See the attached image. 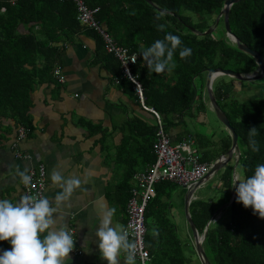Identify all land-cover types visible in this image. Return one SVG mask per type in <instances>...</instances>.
Listing matches in <instances>:
<instances>
[{"label": "trees", "instance_id": "1", "mask_svg": "<svg viewBox=\"0 0 264 264\" xmlns=\"http://www.w3.org/2000/svg\"><path fill=\"white\" fill-rule=\"evenodd\" d=\"M223 1L85 0L88 7L97 8L96 20L116 43L137 54L131 72L141 85L143 105L156 111L164 125L171 114L205 109L204 78L208 70L222 68L249 73L256 68L253 57L240 51L225 35L222 17L213 29L204 32L213 26ZM160 13L163 16L158 21L156 16ZM159 23L165 25L162 31L157 28ZM219 24L221 29L217 32ZM228 25L241 43L261 55L264 67V0L233 3L228 11ZM165 32L179 35L183 45L191 49V55L180 58L177 50L175 66L170 71L148 72L140 58L141 48L163 38ZM76 33L94 37L95 59L102 61L115 79L132 85L129 94L140 102L133 83L123 75L118 59L104 51L101 37L95 31L79 23L71 0H0V119L12 117L15 128L22 126L25 135L29 133L32 128L29 93L43 80H53V69L59 63L61 50L58 42ZM219 77L212 82V92L237 134L242 176L250 175L257 163H264V92L238 100L226 90L235 79L229 77L232 80L225 83L217 79ZM258 80H263L264 85V76ZM151 113L154 127H146L142 133L152 137L146 139L145 150L153 161L156 121ZM133 122L128 121L129 124ZM251 127L258 129V152H253L248 145L247 132ZM225 139L229 145L228 136ZM211 155L206 152L200 159L209 162ZM131 171L127 168L123 175L129 177ZM231 174L232 165L222 172V192L218 199H191L189 213L198 234L203 232L216 209L228 202ZM176 186L166 180L157 183L155 194L145 208V246L149 264H187L183 241L171 211L170 195ZM151 227L154 232L149 230ZM7 243L0 241V249H6ZM202 246L211 264H264V218L253 214L251 207L245 208L238 203L235 196L209 222Z\"/></svg>", "mask_w": 264, "mask_h": 264}, {"label": "crops", "instance_id": "2", "mask_svg": "<svg viewBox=\"0 0 264 264\" xmlns=\"http://www.w3.org/2000/svg\"><path fill=\"white\" fill-rule=\"evenodd\" d=\"M58 45L61 50L57 66L63 80H58L53 71V80H43L30 91L28 113L32 128L29 133L17 140L19 129L24 127L15 128L12 117L0 119V198L19 199L22 184L16 174L17 168L28 170L42 163L45 168L44 195L50 198L60 191L50 180L53 169L66 177H80V187L68 201L58 206L54 214L57 217L55 227L66 225L71 229L75 238L74 248L81 251L80 254H69L65 264H107L100 257L95 228L104 207L112 206L117 209L113 224L123 227L130 189L136 186L134 174L145 170L152 162L151 154L145 150L146 139L151 140L152 137L144 136L142 132L146 127H154V116L149 107L141 106L129 94L132 85L115 79L102 61L95 59L96 40L93 36L76 33L59 41ZM238 82L233 80L231 86H239L242 90L248 88ZM255 89V95L249 98L262 92L260 87ZM208 104L205 102V109L200 111L192 109L190 113L171 114L164 125L171 143L190 139L191 147L199 157L206 152L219 155L229 147L225 139L227 136L230 139L227 131L211 124L207 115ZM130 119L133 124L128 123ZM217 155L209 156V162ZM236 158L234 152L231 161L205 182L207 185L210 183V190L219 191L207 198H219L222 172L227 166L233 167L236 160L238 163ZM127 168L132 169L129 177L123 175ZM234 173L236 177L240 176ZM232 184L227 190L229 198L234 189ZM178 191L180 195L174 199L173 195ZM184 192L185 189L177 185L170 195L174 218L178 212L184 217ZM192 196V199L198 198L195 192ZM149 230L154 232V227ZM189 244L183 246L184 256L190 264H198V257L193 258L195 248L192 239ZM6 247L11 245L7 243ZM185 251H188V256Z\"/></svg>", "mask_w": 264, "mask_h": 264}, {"label": "clouds", "instance_id": "3", "mask_svg": "<svg viewBox=\"0 0 264 264\" xmlns=\"http://www.w3.org/2000/svg\"><path fill=\"white\" fill-rule=\"evenodd\" d=\"M162 16L163 13L158 14L156 20ZM164 27L163 23L157 24L160 31ZM177 50L180 58L191 55V49L183 45L179 35L165 32L163 38L141 48L140 58L148 72L159 74L175 66ZM247 135L249 147L258 152V129L249 128ZM16 174L23 186L32 184L29 170L17 168ZM50 180L60 189L54 197H35L21 191L15 201L0 198V241L11 245L0 250V264H65L68 259L75 238L66 225L55 227L57 217L54 214L58 206L68 201L80 187L82 180L78 176L66 177L56 169L51 171ZM232 186L236 201L245 208L251 207L253 214L264 218V163H257L250 175L237 176ZM116 211L115 206L104 207L95 228L100 257L107 264H137V243L129 238L127 228L113 224Z\"/></svg>", "mask_w": 264, "mask_h": 264}, {"label": "built area", "instance_id": "4", "mask_svg": "<svg viewBox=\"0 0 264 264\" xmlns=\"http://www.w3.org/2000/svg\"><path fill=\"white\" fill-rule=\"evenodd\" d=\"M76 9V18L81 25L95 31L102 40L105 52L112 53L120 62L122 73L134 85L141 104V85L136 75L131 72V66L136 63L137 54L129 52L125 47L120 46L106 32L103 26L95 18L97 8L87 6L85 0H71ZM3 9V8H2ZM54 74L58 80H63L59 67L56 66ZM144 106V105H143ZM145 107V106H144ZM155 115V141L153 144V161L147 168L134 174L136 186L130 189L129 197L125 205V221L123 227L129 231V238L137 243V264H149V252L145 246L146 221L145 208L147 203L155 194L154 185L159 181H171L184 189L191 188L201 179L210 167V162L201 161L197 151L191 147L192 141L184 139L176 144L171 143L169 135L158 113L149 108ZM25 136V130L19 129L17 140ZM32 176V184L22 191L35 197L44 195L45 189V168L42 163L28 169ZM79 249L73 248L69 254H80Z\"/></svg>", "mask_w": 264, "mask_h": 264}, {"label": "water", "instance_id": "5", "mask_svg": "<svg viewBox=\"0 0 264 264\" xmlns=\"http://www.w3.org/2000/svg\"><path fill=\"white\" fill-rule=\"evenodd\" d=\"M147 1L150 2V0H147ZM236 1H238V0H224L220 11H219L217 17L215 18V22H214L213 26L209 27L204 32L206 33V32H209L211 29H213L215 27V24L218 22L219 18L222 17L225 35L228 37L229 40H231L232 42H234L236 44V47L240 51H242V52L250 55L251 57H253V59L255 61L256 68L254 71L249 72V73H241V72H237V71H234L231 69L215 68V69L208 70L206 72V75H205L204 87H205V91L207 94L208 103L210 105L209 109L212 112L213 120H215L214 122L219 124L221 127H223L227 131V133L230 137V144H229V147L224 152L217 155V157L210 162V167H209L208 171L205 173V175L201 179H199L191 188L185 189V192H184V197H183L184 218H185L186 223L190 229L192 243L194 245L196 255H197L201 264H211L207 255L205 254L203 246H202V240L206 234L207 226L211 220L215 219V217L217 216V213L223 207L228 206L231 203V201L235 198L236 194H235V189H233V193H232L231 197L229 198L228 202L219 206L216 209V211L213 213V215L211 216L209 221L206 223L204 230L201 234H198V232L196 231L194 223H193L191 216H190V213H189V203L193 197L192 194H193V192H195V190L198 187H200L203 183H205L211 176L217 174L221 169H223L225 167V165H227L229 163V161H231L232 155L234 152L236 153V157H237L236 159H238V157H239L238 144H237V134L234 131L231 124L229 123L225 112L219 107L218 103L216 102V98L212 92V87H211L212 82L216 77L222 76V75H226L228 77L237 79L239 81H247V82H252V83L256 82V80L261 79L264 76V67H263L261 55L257 51L249 48L247 45L241 43L239 41V39L231 32V30L229 28L228 11H229L230 6L233 3H235ZM161 11L162 10H160V12ZM236 164H237V160L235 162V165ZM235 165H233V167H232V181H233V183L235 182V178H236V175L234 173Z\"/></svg>", "mask_w": 264, "mask_h": 264}, {"label": "rangeland", "instance_id": "6", "mask_svg": "<svg viewBox=\"0 0 264 264\" xmlns=\"http://www.w3.org/2000/svg\"><path fill=\"white\" fill-rule=\"evenodd\" d=\"M188 11V10H187ZM194 16V15H193ZM221 29V27H220V24L217 26V32L219 31ZM216 31V30H215ZM56 67V66H55ZM54 67V68H55ZM206 75V74H205ZM217 79H219V80H221V81H223V82H225V83H229L232 79L231 78H229L228 76H226V75H222V76H220L219 78H217ZM261 81H263V80H258V81H256V82H247V81H242V83H240V82H238L239 83V85L241 84L242 86H247L248 88H246V89H240L239 88V86H229L228 87V89H226L227 91H230V94H231V97H234V98H236V99H238V100H244V99H249V97H251L252 95H255V94H253L254 92H255V90H257V89H255V88H257V87H260L261 89H262V92L261 93H263L264 92V85H263V83H261ZM232 82V81H231ZM261 83V84H260ZM261 93H257V95L256 96H258V95H260ZM256 96H254V97H256ZM207 101H208V99H207V97H206V95H205V102H206V105H207ZM209 105V104H208ZM209 108H210V105H209ZM207 115L210 117V121H211V124L212 125H214V127H219L220 125L219 124H217V123H215L214 121L215 120H213V117H212V112H211V110L210 109H208L207 110ZM234 171L236 172V173H238V175H240V176H242V170H241V166H240V164L239 163H237L236 165H235V167H234ZM214 176H216V174L215 175H213V176H211L210 178H212V177H214ZM210 184V183H209ZM207 185V183L205 184H203L201 187H199L196 191H195V195L198 197V198H203V199H207V197L208 196H211V195H214V194H218V192L219 191H215V190H210V185ZM180 195V192L178 191V194L176 195V194H174L173 196H174V199H176V197H178ZM173 196H172V198H173ZM180 198V197H179ZM173 200V199H172ZM184 217H183V214L181 213V212H178V213H175V218H174V220H175V223H176V225H177V228H178V230H177V233H178V235H179V238L183 241V246L185 247V246H187V245H190L189 244V241H191V232H190V230H189V227H188V225L185 223V219H183ZM186 245H185V244ZM7 249V248H6ZM195 252V251H194ZM185 254L188 256L189 255V253H188V251H185ZM192 254H193V252H192ZM193 258L194 259H196L197 258V256H196V252H195V254H193ZM198 259V258H197ZM199 263L198 264H201L200 263V261H198ZM187 264H190L189 262H187ZM193 264H195V263H193ZM197 264V263H196Z\"/></svg>", "mask_w": 264, "mask_h": 264}]
</instances>
